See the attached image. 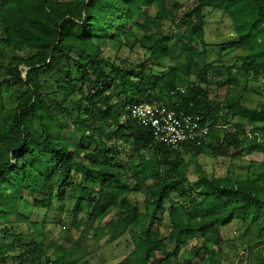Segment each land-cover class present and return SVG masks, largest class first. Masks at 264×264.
<instances>
[{
    "label": "trees",
    "instance_id": "trees-1",
    "mask_svg": "<svg viewBox=\"0 0 264 264\" xmlns=\"http://www.w3.org/2000/svg\"><path fill=\"white\" fill-rule=\"evenodd\" d=\"M208 10L229 18L236 40L228 45L248 54L235 71L205 60ZM166 21L175 25L172 36L162 33ZM136 31L152 40L148 52L156 59L176 57L195 69L183 93L177 65L159 77L105 56L109 43L116 52L134 45ZM263 72L264 0H194L190 7L168 0H0V264H79L93 255L86 244L47 243L31 230L34 213L47 217L68 202V228H82L84 239L91 234L95 251L131 233V253L115 264H174L179 248L200 260L211 256L223 246V228L236 218L253 223L264 212V141L257 139L264 103L247 109L234 94ZM137 103L202 117L211 128L208 146L169 151L154 144L128 117L127 106ZM233 117L247 123L231 124ZM119 143L136 153L137 165L120 162ZM247 146L263 154L256 177H201L187 190L180 156L232 162ZM114 210L118 217L107 221ZM165 211L169 232L162 238ZM258 238L264 245V228ZM157 255L163 258L154 261Z\"/></svg>",
    "mask_w": 264,
    "mask_h": 264
},
{
    "label": "rangeland",
    "instance_id": "rangeland-1",
    "mask_svg": "<svg viewBox=\"0 0 264 264\" xmlns=\"http://www.w3.org/2000/svg\"><path fill=\"white\" fill-rule=\"evenodd\" d=\"M168 2H176L181 6L190 7L193 5L194 0H168ZM174 27L175 25H171L169 21H166L161 26L162 33L166 36H172ZM205 31L203 53L206 62L209 64L229 66L235 71L237 69L235 66L249 60L248 54L244 50L236 51L228 45L234 42L236 37L233 33L231 21L226 15L220 12L206 11ZM108 45L105 56H112L116 65L126 61L138 67L135 70L137 73L141 69H145L159 77L167 73L169 66L177 65V82L181 90L184 87H188L190 82L196 80L195 69L181 63L176 57L156 59L155 56H152L148 52V48L152 45V40L144 32L136 31L134 45L132 44V46L122 48L118 52L113 48V43H109ZM143 63H145V66L141 67ZM21 69L23 68L21 67ZM234 94L241 98V104L245 108H260L264 103V72L256 78H252L251 75L246 86H241ZM122 99L123 97H121ZM237 123L246 124L247 120L233 117L231 124ZM257 139L264 141V134L257 137ZM115 146L120 148L121 155L119 158L121 163L124 165L128 164L129 166L138 164L139 160L136 153L132 152L128 146L120 143ZM145 156L146 160L151 161V155L145 154ZM178 160L181 161V170L188 180L187 190H189L191 185L201 177L209 179L212 177L223 178L231 174L233 181L236 179H245L248 175L256 177L262 172L261 162L263 160V154L253 151L247 146L245 153L239 159L232 162L223 159L215 160L207 154L199 156L183 154ZM135 199L139 200V202L141 201L139 197ZM130 200L134 201L132 198ZM174 200L181 201L178 197H175ZM70 204L69 202L65 203L64 207L61 204L54 205L47 217L44 216L43 211L34 213L32 221H36V224L31 226L32 232L37 234L42 240L45 239L47 243L56 242L63 247H69L73 244L82 246L86 244L90 250L94 251V254L83 258L79 264H115L124 260L131 253L133 248L131 233H126L116 242L106 245L101 250L95 251L96 244L92 240L91 234L88 239H84L81 234L82 228L79 230L68 228L67 208L70 207ZM138 206L142 212L143 206L141 204ZM165 208L168 209L169 204H166ZM118 214L119 212L114 210L107 221L117 218ZM162 218L163 221L159 227V231L161 237L166 238L169 232V216L167 211L162 214ZM58 222H63L66 228L58 225ZM248 226L249 228L247 230ZM22 228L25 230L26 226H22ZM261 228H264L263 211L260 212L258 218L253 223H250V219L243 220L236 218L229 226L222 229L223 246L220 249L215 248L211 256L206 257L205 260H200V258L186 253V248H179L175 251L173 263L188 264L187 262L185 263L186 260L191 262V264H264V245H262V239L258 238ZM246 230L247 232L244 234ZM105 240L106 238L102 239L101 243H104ZM165 242L168 243V241ZM162 258L161 255H157L153 260Z\"/></svg>",
    "mask_w": 264,
    "mask_h": 264
},
{
    "label": "built area",
    "instance_id": "built-area-1",
    "mask_svg": "<svg viewBox=\"0 0 264 264\" xmlns=\"http://www.w3.org/2000/svg\"><path fill=\"white\" fill-rule=\"evenodd\" d=\"M127 111L132 121L149 130L154 144L169 151L179 150L185 145L206 147L210 142L211 128L200 116L185 114L163 103L132 104L127 106Z\"/></svg>",
    "mask_w": 264,
    "mask_h": 264
}]
</instances>
